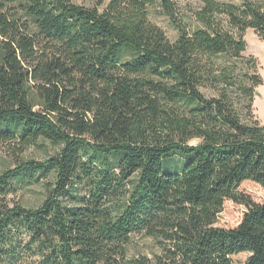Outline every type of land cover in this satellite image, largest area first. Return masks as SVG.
Here are the masks:
<instances>
[{"label":"trees","instance_id":"1","mask_svg":"<svg viewBox=\"0 0 264 264\" xmlns=\"http://www.w3.org/2000/svg\"><path fill=\"white\" fill-rule=\"evenodd\" d=\"M261 1L199 0L190 31L175 0H0V145L58 146L0 173V264H264V202L242 188L264 189V125L240 107L261 80L214 60L241 58L250 28L264 41ZM40 177L37 206L15 198ZM136 235L157 251L131 254Z\"/></svg>","mask_w":264,"mask_h":264},{"label":"rangeland","instance_id":"2","mask_svg":"<svg viewBox=\"0 0 264 264\" xmlns=\"http://www.w3.org/2000/svg\"><path fill=\"white\" fill-rule=\"evenodd\" d=\"M75 3L94 6L95 0H73ZM108 1V0H106ZM178 4L177 19L185 25L190 31L200 26L194 16V9L199 7V0H175ZM226 3H234L242 5L243 0H218ZM262 4L261 0H254ZM150 19L162 27L168 37L175 41L179 35L177 28L172 23L159 5H155L150 9ZM225 25L228 26L227 23ZM238 34L237 30H233ZM244 38L247 41L248 47L243 56L239 59H233L226 55H218L215 57V62L219 68L228 75H255L260 78L261 82L254 86V96L250 103L251 109L248 111L246 107L249 102L242 99L241 110L242 116L246 121L257 120L264 125V41L259 37L254 29H248L244 33ZM230 80H226L229 83ZM222 86V85H221ZM223 87V86H222ZM207 95H216L214 91L204 90ZM197 139L191 141L190 144H198ZM58 151V146L45 139L22 146L18 141L0 145V173L7 167L13 166L15 161L20 159H37L44 160ZM187 158L174 154L167 161L173 169H180ZM46 177H40L39 180L20 182V188L15 198L20 200L27 206H37L45 197V182ZM242 188L249 191L253 197L260 202H264V189L252 182H246ZM81 191H85L81 188ZM245 208L241 205L228 202L223 213L220 216V224L224 226L236 225L244 212ZM131 254L148 253L157 251V247L150 238L136 235L130 247Z\"/></svg>","mask_w":264,"mask_h":264}]
</instances>
